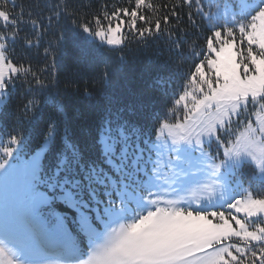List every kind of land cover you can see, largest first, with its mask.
<instances>
[{
    "label": "snow or ice",
    "instance_id": "1",
    "mask_svg": "<svg viewBox=\"0 0 264 264\" xmlns=\"http://www.w3.org/2000/svg\"><path fill=\"white\" fill-rule=\"evenodd\" d=\"M0 264H264V0H0Z\"/></svg>",
    "mask_w": 264,
    "mask_h": 264
},
{
    "label": "trees",
    "instance_id": "2",
    "mask_svg": "<svg viewBox=\"0 0 264 264\" xmlns=\"http://www.w3.org/2000/svg\"><path fill=\"white\" fill-rule=\"evenodd\" d=\"M16 2L28 4L31 3V0H16ZM80 2L88 3L89 0H80ZM92 2L95 6L103 2V0H92ZM115 2L128 6V0H115ZM154 2L160 3L162 0H154ZM160 47H162V45H160ZM19 50L20 47L18 46V51ZM128 55L130 60L129 67L113 78V93L120 98L130 97L139 89L144 80V73L142 70L144 65L149 61L150 53L139 51L128 53ZM112 63H119L118 55L112 57ZM100 68V58L94 51L83 50L72 44L68 45L66 54L59 68L61 88L67 89V93L73 101L74 112L82 113L81 118L85 123L91 121L94 109L100 101V96L98 95L100 91L99 83H90L94 79L98 80ZM85 82H89V87L94 89L93 96L90 98H85L80 95V93L76 92L77 87L83 89Z\"/></svg>",
    "mask_w": 264,
    "mask_h": 264
}]
</instances>
